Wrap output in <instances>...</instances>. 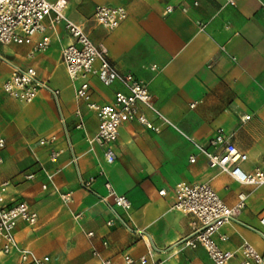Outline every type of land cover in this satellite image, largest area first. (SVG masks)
<instances>
[{
  "label": "crops",
  "instance_id": "obj_1",
  "mask_svg": "<svg viewBox=\"0 0 264 264\" xmlns=\"http://www.w3.org/2000/svg\"><path fill=\"white\" fill-rule=\"evenodd\" d=\"M66 1L65 15L83 27L94 45L105 49L119 72L147 84L151 103L169 123L141 108L149 121L160 126V132L137 122L124 123L113 144L116 160L107 164L103 149L96 144L90 149L85 139V132L89 136L96 132L97 119L85 102L74 98V86L60 56L70 42L63 26L47 31L51 37L48 49L32 58L28 57V44H0V55L16 65L34 67L39 78L59 90L58 106L46 91H39L27 104L8 97L1 84L10 76L11 67L0 60V137L5 141L0 151V183L10 182L4 201H25L37 214L33 227L18 222L15 235L19 245L38 256L48 255L53 264H99L83 229L94 232L92 242L102 258L122 264L124 253L136 258L146 252L144 235L154 246V258L163 264H210L201 246L191 249L179 242L197 226L192 216L171 210L176 201L174 187L186 182L208 183L230 208L236 205L238 193L246 194L245 205L237 213L239 222L219 231L227 239L219 241L215 236L221 249L233 253L228 264H241L243 242L264 253V225L260 224L264 185L240 184L209 167L206 157L185 137L204 144L221 127L234 133V144L248 157L240 168L252 173L260 167L264 172V0H235L234 6L226 0ZM96 5L123 6L126 18L114 29L101 27L92 20ZM167 6L174 10L167 12ZM196 22L206 24L203 31ZM88 82L91 100L99 105L111 104L114 93L124 90L117 82L104 86L95 76ZM192 102H196L194 107H190ZM76 109L83 116L85 132L75 128ZM246 115L250 118L241 121ZM50 136L56 137L53 144L39 145V139ZM52 149L62 150L55 161L49 160ZM192 155L194 161L189 160ZM72 156L77 157L76 165L70 163ZM36 159L54 174L61 192H70L69 205L50 188L41 189L47 181L36 167ZM98 169L104 171V177L92 185L95 193L105 194L103 182L107 179L131 204L128 211L117 208V212L132 231L142 234L119 224L106 226L110 211L78 182V176L87 178ZM27 174L34 177L26 180ZM161 189L164 195L158 194ZM72 213L81 214L79 221ZM103 240L106 246L101 244ZM16 262L15 253H0V264Z\"/></svg>",
  "mask_w": 264,
  "mask_h": 264
},
{
  "label": "built area",
  "instance_id": "obj_2",
  "mask_svg": "<svg viewBox=\"0 0 264 264\" xmlns=\"http://www.w3.org/2000/svg\"><path fill=\"white\" fill-rule=\"evenodd\" d=\"M226 4L234 6L235 0H226ZM66 8V0H0V44H28L30 45L28 57L32 58L37 53L48 49L51 37L47 31L54 32L58 25L63 26L70 42L61 49L60 56L66 75L74 86V98L76 101L85 102L87 109L92 111L97 119L96 132L89 136L85 132L83 116L80 110L76 109L77 122L75 128L85 132V139L90 149L93 144L103 149L104 160L111 165L116 160L113 144L116 143L119 128L124 123L137 122L155 133L160 132V126L149 121L141 108L150 111L162 123L168 124L169 122L151 103L147 84L130 73L119 72L108 60L105 49L102 46L94 45L84 32L83 27L65 15ZM180 9L186 11L184 7ZM173 10V6L166 7L167 12ZM262 11L264 12V6H262ZM126 15V9L123 6L96 5L92 20L101 27L114 29L120 25ZM45 21L48 22L47 26L44 24ZM196 24L199 31H203L206 26L202 22H196ZM37 36H39L38 39H36ZM0 60L11 67L10 76L1 84V90L5 95L27 104L35 99L39 91H46L58 106L59 90L50 87L47 81L39 78L34 67L16 65L2 55H0ZM95 62H98V66L94 65ZM152 68L154 69L156 66L153 65ZM90 76H95L104 86L117 82L124 90L114 93L111 104L99 105L91 100L88 82ZM195 104L196 102H192L190 107H194ZM249 118L248 115L243 116L241 121H246ZM59 121L67 136L64 118L60 113ZM233 136L234 133L218 127L204 144L197 143L190 137H185L198 153L206 157L209 167L218 168L240 184L264 185V172L260 167H255L252 173H245L240 168V165L247 161L248 157L246 153L236 147ZM55 140V136H50L39 139L38 143L42 146H49ZM4 146L5 141L0 137V151ZM209 147L214 150L219 149V151H210L208 150ZM68 148L71 149L70 143H68ZM61 152V149H52L49 153V160L55 161ZM189 160L194 161V156H190ZM2 161L0 154V164ZM76 161L77 157L72 156L70 163L76 165ZM36 164L47 181L41 185V189L50 188L52 193L56 194L65 205H69L72 202L70 192H61L54 183V174L49 172L38 159H36ZM101 176L104 177V171L98 169L95 175L87 178L78 176V182L82 189L94 193L110 211L111 218L105 223L107 227L119 224L127 231L140 234V231H132L116 210L117 208L123 211L130 209V201L125 195L118 194L107 179L103 182L105 194L95 193L92 185ZM33 177V174L25 175L26 180ZM9 185L8 180L0 183V253L3 255L15 253L17 255L16 264H53L48 255L38 256L31 250L19 245L15 235L18 222L21 221L33 227L37 222V214L29 208L25 201L17 200L11 203L4 201V195ZM173 190L176 201L171 206V210L190 215L197 222V226L192 232L179 241L180 244L191 249L201 246L210 264H228L233 253L221 249L215 240V236L219 241L227 239L226 235L219 231L224 225L239 222L237 213L245 205L246 194L238 193L236 205L230 208L208 183L181 182ZM164 193V189L158 191L159 195H164ZM80 215V213H72V217L76 221H79ZM260 224L264 225V213L260 217ZM82 233L90 244L91 255L98 260V263L111 264V260L102 258L94 246L92 242L95 236L94 232L82 229ZM141 239L146 246V252L136 258L124 253L122 264H163L162 261L154 258L155 249L150 239L144 235H141ZM101 244L106 246L107 241L103 240ZM240 252L242 255L241 264H264V253H258L249 243L243 242Z\"/></svg>",
  "mask_w": 264,
  "mask_h": 264
},
{
  "label": "rangeland",
  "instance_id": "obj_3",
  "mask_svg": "<svg viewBox=\"0 0 264 264\" xmlns=\"http://www.w3.org/2000/svg\"><path fill=\"white\" fill-rule=\"evenodd\" d=\"M63 83H64V82H63ZM63 83H62V84H63ZM36 167H38L37 164H36ZM49 196H50V195H48V194L45 195V197H49Z\"/></svg>",
  "mask_w": 264,
  "mask_h": 264
}]
</instances>
